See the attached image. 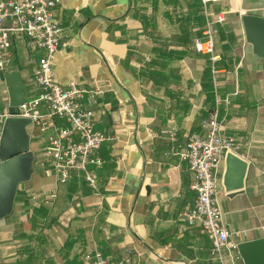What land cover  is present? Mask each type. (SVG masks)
<instances>
[{
	"label": "crops",
	"instance_id": "crops-1",
	"mask_svg": "<svg viewBox=\"0 0 264 264\" xmlns=\"http://www.w3.org/2000/svg\"><path fill=\"white\" fill-rule=\"evenodd\" d=\"M219 12L225 20L214 22ZM245 14L264 18V0H59L62 41L53 77L105 87L95 127L112 139L98 149L95 188L80 177L73 187L40 163L47 136L64 123L47 116L43 130L28 126L34 173L0 219V264H89L84 256L93 250L110 264H220L208 236L182 218L196 193L175 154L214 109L223 133L239 143L234 154L246 162L240 190L225 188L238 174L228 175L225 156L219 163L222 222L236 245L264 237V59L246 39ZM208 23L213 59L195 49ZM42 53L13 49L0 77V131L10 91L16 100L38 95L32 72ZM162 129L174 130L175 140ZM223 252L225 264H244Z\"/></svg>",
	"mask_w": 264,
	"mask_h": 264
},
{
	"label": "built area",
	"instance_id": "built-area-1",
	"mask_svg": "<svg viewBox=\"0 0 264 264\" xmlns=\"http://www.w3.org/2000/svg\"><path fill=\"white\" fill-rule=\"evenodd\" d=\"M203 5L215 0H200ZM59 0H0V77L7 73L12 62L13 49L41 50L32 72V79L39 88L36 97L17 106V116L29 118L31 125L44 129V117H56L64 125L55 126L48 135L46 146L41 152L40 163L47 172L53 173L59 182L81 178L92 188L96 186L95 169L103 160L98 149L112 135L95 127L97 99L105 87H87L70 82H57L52 73V57L62 41V28L55 15ZM225 15L219 12L214 22H223ZM210 23L203 32V39L195 40L196 51L214 58ZM215 71H213V77ZM45 109L46 112H42ZM201 132L189 133L183 146L175 152L186 163L192 173L191 187L195 191L193 204L186 208L182 218L189 225L198 227L211 242V255L224 263L226 256L237 258L236 244L222 222L217 197L218 166L227 153H235L239 143L234 136L223 133L217 110L211 111L200 122ZM170 140H175V131L162 129ZM92 167V168H91ZM89 264H110L99 251L85 254ZM129 263L127 258L117 264Z\"/></svg>",
	"mask_w": 264,
	"mask_h": 264
},
{
	"label": "water",
	"instance_id": "water-1",
	"mask_svg": "<svg viewBox=\"0 0 264 264\" xmlns=\"http://www.w3.org/2000/svg\"><path fill=\"white\" fill-rule=\"evenodd\" d=\"M241 20L247 41L264 59V18L245 14ZM24 101L23 97L16 100L10 91V108L0 131V219L11 214L18 185L29 181L34 173L35 155L28 132L31 120L16 115L17 106ZM225 160L228 175L231 171L238 174L237 182L225 183V188L240 190L246 162L234 153H227ZM236 250L244 264H264V237L257 234L253 239L243 240L236 245Z\"/></svg>",
	"mask_w": 264,
	"mask_h": 264
},
{
	"label": "trees",
	"instance_id": "trees-1",
	"mask_svg": "<svg viewBox=\"0 0 264 264\" xmlns=\"http://www.w3.org/2000/svg\"><path fill=\"white\" fill-rule=\"evenodd\" d=\"M205 73L211 77V75H210L211 69H210V66L209 65L207 66V69L205 70ZM211 91H212V88H208V91L207 92L210 93ZM79 182L80 181L78 179L73 178V179L65 180V181H62V182H59V183L60 184H69V185H71V186L74 187ZM103 256L106 257L105 255H103Z\"/></svg>",
	"mask_w": 264,
	"mask_h": 264
}]
</instances>
